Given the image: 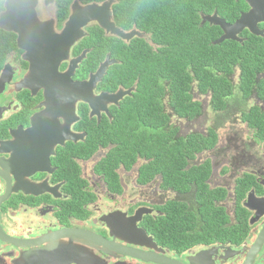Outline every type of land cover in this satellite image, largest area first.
I'll list each match as a JSON object with an SVG mask.
<instances>
[{
  "label": "flooded vegetation",
  "instance_id": "obj_1",
  "mask_svg": "<svg viewBox=\"0 0 264 264\" xmlns=\"http://www.w3.org/2000/svg\"><path fill=\"white\" fill-rule=\"evenodd\" d=\"M10 1L0 0V264H244L249 258L264 264V244L250 250L264 227V139L240 117L254 110L264 117V86L256 82L264 67L247 96L238 88V64L225 84L234 95L215 103L210 92H194L202 130L186 123L195 119L176 117L183 134L217 136L186 166L209 161L207 184L226 189L219 204L229 225L238 220L237 179L249 180L241 199L249 226L244 240L225 234L176 242L164 233L168 209L195 210L193 192H177L160 173L144 180L146 158L139 153L128 168L105 161L116 147L109 130L142 78L136 66L152 81L144 59L157 58L162 46L148 13L156 14L157 0H28L32 11ZM202 8L198 26L212 32L214 44L229 25L234 37L216 45L261 50L264 63V0H204ZM114 65L129 68L135 81L115 82ZM161 104L172 111L167 92ZM238 124L250 130L249 142L228 131ZM220 136H229L220 147L229 145L233 158L225 155L216 165L205 153L218 147ZM89 232L108 247L81 238Z\"/></svg>",
  "mask_w": 264,
  "mask_h": 264
},
{
  "label": "trees",
  "instance_id": "obj_2",
  "mask_svg": "<svg viewBox=\"0 0 264 264\" xmlns=\"http://www.w3.org/2000/svg\"><path fill=\"white\" fill-rule=\"evenodd\" d=\"M203 1L157 0L156 14L148 10L151 21L155 23L153 36L162 46H159L158 56L155 55L157 58L144 59L145 65L152 70L151 82L144 81L149 76L143 75L141 67L135 68L142 78L137 81L133 97L127 98L126 110L118 115L116 128L109 130L116 147L105 161L110 165L123 163L128 168L134 155L139 153L146 158L142 167L144 180L160 173L164 184L177 192H193L198 202L195 210H186L178 205L168 209L164 233L171 234L172 240L190 243L203 236L207 242L232 234L237 242H241L249 228L245 208L241 204L250 187L249 180L246 177L237 179L238 220L229 225L225 208L219 204L226 196V189H210L207 184L211 175L209 161L199 166H186L188 158L210 149L217 136L213 131L183 134L171 120L173 116L188 120L198 117L201 106L194 100V92H210L215 103L222 96L234 95V88L225 86L234 73L233 64L239 67L238 88L245 96L249 95L253 78L262 70L264 63H260L261 50L256 52L255 48L222 46L212 42L215 36L210 35L212 32L207 31V27L198 26L197 22ZM110 74L115 82L135 81L128 79L133 77L129 68L114 65ZM256 82L264 86V79L257 78ZM166 92L172 105L170 113L161 104V97ZM240 117L252 128L255 137L264 139V117L259 110L243 112Z\"/></svg>",
  "mask_w": 264,
  "mask_h": 264
},
{
  "label": "rangeland",
  "instance_id": "obj_3",
  "mask_svg": "<svg viewBox=\"0 0 264 264\" xmlns=\"http://www.w3.org/2000/svg\"><path fill=\"white\" fill-rule=\"evenodd\" d=\"M212 116V115H211ZM173 122L175 124H178L180 125L181 129L183 131H185L184 127H183V122H182V119H177L176 117H173ZM186 123H194L192 125V127H195V129L197 130H202V125L199 124V121H197V119H195L194 121H191V122H187ZM239 125V124H238ZM228 131L232 134V135H236V134H239L238 136H242L246 143L249 142V137L251 136L252 137V134L250 132V130H248L244 124H241L239 126H231V129H228ZM229 137V136H220V141H219V144H218V147L215 149V150H211L209 152H206L205 155L207 156H213L216 157V165H218L219 163L223 162L224 159H225V155H228V158H233V153L232 152H229L228 149H229V145L227 147V151L226 150H223L220 146L222 145L223 142H225L226 138ZM231 141H232V144L236 141L235 139H233L232 137H230ZM255 148H260V147H255ZM217 170L220 169V167L216 168ZM215 169V170H216ZM217 175V174H216ZM218 181H223V179L220 177V174L218 173ZM230 182H232V180H230Z\"/></svg>",
  "mask_w": 264,
  "mask_h": 264
},
{
  "label": "water",
  "instance_id": "obj_4",
  "mask_svg": "<svg viewBox=\"0 0 264 264\" xmlns=\"http://www.w3.org/2000/svg\"><path fill=\"white\" fill-rule=\"evenodd\" d=\"M19 2H20L19 0H12V1L8 2V4L11 5V6H13V7H15V8L23 7V10L32 11V7L30 6L31 3L29 4L28 0L26 1L25 4H22V5H19L18 4ZM90 9H92V8H90ZM6 14H7V12L4 14V19H6ZM95 18H96V16H95ZM217 22L219 23V21H217ZM4 26H6V25H4ZM223 27L225 28L226 33L220 39H218L215 42V44H218V43L222 42L226 38L234 37L233 33L230 30V27L231 26H229V25H227V26L226 25H223ZM115 95H117V94H115ZM112 97H114V96L111 95V98ZM247 206H249V204H247ZM81 238H83L86 241H90V242H92L94 244L95 243H98V244H101V245H104V246H107V247L109 245V242L107 243L106 240H102L100 236H98V235H96L94 233L87 234L86 236L81 237ZM263 244H264V227H263L262 231L260 232V234L258 235V237H257L256 241L254 242L253 246L251 247V249H250L251 252L253 254H255L256 252H258L262 248ZM142 258L145 259V257H142ZM150 260H152V259H150ZM153 261L154 262H157V263L161 262V261H157V260H153ZM244 264H252L251 258H249V260H246V262Z\"/></svg>",
  "mask_w": 264,
  "mask_h": 264
}]
</instances>
